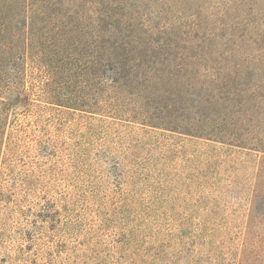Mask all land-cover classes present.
Masks as SVG:
<instances>
[{
	"label": "rangeland",
	"instance_id": "obj_1",
	"mask_svg": "<svg viewBox=\"0 0 264 264\" xmlns=\"http://www.w3.org/2000/svg\"><path fill=\"white\" fill-rule=\"evenodd\" d=\"M0 264H264V0H0Z\"/></svg>",
	"mask_w": 264,
	"mask_h": 264
}]
</instances>
